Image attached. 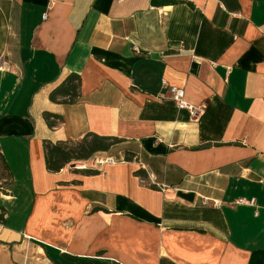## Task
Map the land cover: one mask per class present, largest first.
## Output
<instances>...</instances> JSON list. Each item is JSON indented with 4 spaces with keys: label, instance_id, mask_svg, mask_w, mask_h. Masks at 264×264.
Instances as JSON below:
<instances>
[{
    "label": "crops",
    "instance_id": "1",
    "mask_svg": "<svg viewBox=\"0 0 264 264\" xmlns=\"http://www.w3.org/2000/svg\"><path fill=\"white\" fill-rule=\"evenodd\" d=\"M0 220V264H264V0H0Z\"/></svg>",
    "mask_w": 264,
    "mask_h": 264
},
{
    "label": "built area",
    "instance_id": "2",
    "mask_svg": "<svg viewBox=\"0 0 264 264\" xmlns=\"http://www.w3.org/2000/svg\"><path fill=\"white\" fill-rule=\"evenodd\" d=\"M161 84L162 86L167 87L168 92L170 94V98L178 110H183V109L188 110L191 118L194 120H196L199 117L202 108L200 107L197 108V107L187 104V102L185 101V92L183 88L177 87L175 85H168L165 80H162ZM235 203L236 204H245V203L252 204L253 200L246 202L243 199H239Z\"/></svg>",
    "mask_w": 264,
    "mask_h": 264
},
{
    "label": "trees",
    "instance_id": "3",
    "mask_svg": "<svg viewBox=\"0 0 264 264\" xmlns=\"http://www.w3.org/2000/svg\"><path fill=\"white\" fill-rule=\"evenodd\" d=\"M1 221V220H0Z\"/></svg>",
    "mask_w": 264,
    "mask_h": 264
}]
</instances>
